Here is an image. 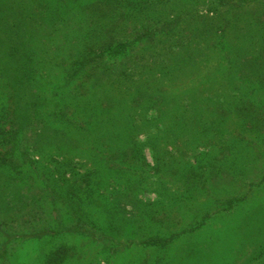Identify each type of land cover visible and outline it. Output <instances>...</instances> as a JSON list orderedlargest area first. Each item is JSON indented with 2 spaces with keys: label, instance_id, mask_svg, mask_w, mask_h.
Wrapping results in <instances>:
<instances>
[{
  "label": "trees",
  "instance_id": "trees-1",
  "mask_svg": "<svg viewBox=\"0 0 264 264\" xmlns=\"http://www.w3.org/2000/svg\"><path fill=\"white\" fill-rule=\"evenodd\" d=\"M67 1L0 0V264L165 251L264 183V0Z\"/></svg>",
  "mask_w": 264,
  "mask_h": 264
},
{
  "label": "rangeland",
  "instance_id": "rangeland-1",
  "mask_svg": "<svg viewBox=\"0 0 264 264\" xmlns=\"http://www.w3.org/2000/svg\"><path fill=\"white\" fill-rule=\"evenodd\" d=\"M96 0H77L74 4L65 5L69 10L77 6H85ZM101 1V0H97ZM113 2L125 3L128 0H111ZM136 1V0H129ZM204 1V0H201ZM250 146H245L242 151V161L249 162L256 153L258 158L252 167L247 165L241 167L244 170L246 183L257 184L264 176V141L252 139ZM258 147V149L255 148ZM255 148V149H254ZM147 159L151 162L148 151L145 152ZM247 176V177H246ZM231 188H229L230 190ZM230 191H233L231 189ZM240 190H236L238 192ZM234 192V191H233ZM245 189L238 192L242 194ZM143 200H154L153 194L141 195ZM206 197L203 199L205 200ZM202 200V201H203ZM191 216V215H190ZM184 217L182 227L190 225L191 219ZM194 224V223H192ZM181 228V225H178ZM178 232V231H176ZM138 240H145L144 236L134 235ZM130 236L128 237V239ZM135 238V237H134ZM76 246V257L66 264H105L99 259L101 248L89 244L90 239L81 236L67 238ZM73 240V241H71ZM119 244H128L127 237L116 240ZM137 241V240H136ZM264 245V183L247 195L235 209L212 217L200 229L180 234L174 239L170 247L165 250L143 249L131 245L129 249L120 251L116 255L113 264H152L154 259L167 255L169 259L175 260L174 264H256L252 259L257 254L259 247ZM15 257H11L12 264H21L24 260L34 257L39 253L36 242H28L17 247ZM184 259L185 261L181 260Z\"/></svg>",
  "mask_w": 264,
  "mask_h": 264
}]
</instances>
